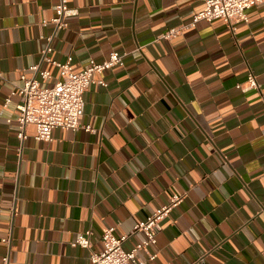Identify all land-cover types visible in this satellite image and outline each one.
I'll list each match as a JSON object with an SVG mask.
<instances>
[{
	"label": "crops",
	"instance_id": "1",
	"mask_svg": "<svg viewBox=\"0 0 264 264\" xmlns=\"http://www.w3.org/2000/svg\"><path fill=\"white\" fill-rule=\"evenodd\" d=\"M60 2L0 0V264H90L110 227L132 248L175 195L146 264H264V5L233 30L192 24L205 0H66L58 29ZM50 37L48 56L77 71L114 51L124 64L84 94L92 130L41 140L30 124L21 140L23 74H59L42 59ZM250 71L259 87L243 89ZM88 231L91 247L73 244Z\"/></svg>",
	"mask_w": 264,
	"mask_h": 264
},
{
	"label": "built area",
	"instance_id": "2",
	"mask_svg": "<svg viewBox=\"0 0 264 264\" xmlns=\"http://www.w3.org/2000/svg\"><path fill=\"white\" fill-rule=\"evenodd\" d=\"M205 3V8L194 14L192 24L199 20L222 19L234 30L238 22L248 21L247 11L253 6L264 5V0H205ZM75 12L76 10L68 7L66 0H61L56 9V16L51 22L58 29L64 28L67 26L66 17ZM179 33L180 29L173 27L165 32L163 37L172 38ZM48 41L42 50V59L54 63L59 68V74L52 84L46 83L52 77L51 72L41 69L40 64H35L30 69L36 74L39 73L41 80L36 79V76L27 77L23 74L24 84L17 91L21 97L17 105L19 112L17 120L20 126L18 137L21 140L26 137L27 126L30 124L36 127L35 137L41 140H50L55 127L72 130L83 127L92 130L89 124H84L82 121L84 94L95 81V73H102L114 65L124 64L123 54L114 51L103 62L92 59L84 69L77 71L71 65L70 59L60 62L48 56L52 50L51 37ZM245 84L243 89L259 87L252 71L249 72ZM8 102L9 99L6 103ZM181 199L179 195L173 196L169 204L160 206L145 220L138 222L136 230L144 233V239L132 248L124 247L126 235L118 236L114 232V227L107 228L102 235L103 248L98 252L91 251L90 264H146V260L140 256V251L156 244L162 220ZM90 233L89 231L80 233L73 244L85 248L91 247ZM5 241L9 242L10 239L5 238ZM2 264H9V255L3 258Z\"/></svg>",
	"mask_w": 264,
	"mask_h": 264
}]
</instances>
